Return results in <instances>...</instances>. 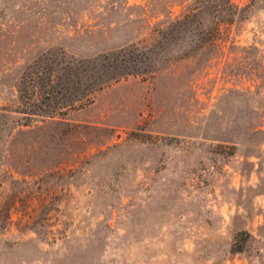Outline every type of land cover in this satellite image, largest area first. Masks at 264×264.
Listing matches in <instances>:
<instances>
[{"label": "rangeland", "instance_id": "1", "mask_svg": "<svg viewBox=\"0 0 264 264\" xmlns=\"http://www.w3.org/2000/svg\"><path fill=\"white\" fill-rule=\"evenodd\" d=\"M0 264H264V0H0Z\"/></svg>", "mask_w": 264, "mask_h": 264}, {"label": "trees", "instance_id": "2", "mask_svg": "<svg viewBox=\"0 0 264 264\" xmlns=\"http://www.w3.org/2000/svg\"><path fill=\"white\" fill-rule=\"evenodd\" d=\"M82 66H79L78 68H81ZM100 87H102V85L100 86Z\"/></svg>", "mask_w": 264, "mask_h": 264}]
</instances>
